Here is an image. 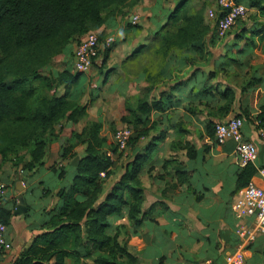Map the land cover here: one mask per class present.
I'll return each mask as SVG.
<instances>
[{"label": "trees", "instance_id": "obj_1", "mask_svg": "<svg viewBox=\"0 0 264 264\" xmlns=\"http://www.w3.org/2000/svg\"><path fill=\"white\" fill-rule=\"evenodd\" d=\"M139 1L0 0V169L9 163L15 179L22 166L26 216L36 211L34 202L51 196L59 199L54 206L41 209L44 217L34 225L39 233L12 264H138V256L130 252L124 237L137 234L143 220L139 175L166 129L182 128V120L173 124L171 114L164 117L163 113L172 109L174 99H179L174 105L179 107L184 95L191 113L199 107L208 109L209 114L227 113L234 90L228 78L225 84L218 83V74L239 75L238 69L250 65L256 39L264 35V21L246 28L244 20H238L234 50L223 60L214 61L210 48L220 38L215 22L204 19L202 7L190 10L184 0L178 1L155 32L143 96L135 103L125 101L127 113L120 121L132 129L126 147L130 154L119 152L102 134V120L89 121L60 145L61 159L77 145L84 146L83 155L72 153L67 166H50V177L45 178L47 150L60 137L56 126L86 118L89 105L88 101L80 104L86 91V72H73L69 63L62 70L54 69V58L62 52L72 55L73 45L85 33L105 24L111 13ZM247 1L249 8L264 17V0ZM240 41L244 42L242 49ZM109 49L102 51L100 72ZM210 62L215 70L205 74L202 67ZM200 73L207 83L197 81ZM246 75L245 88L260 81ZM257 119L264 122V114ZM214 126L213 122L206 124L208 135L214 136ZM256 174L254 163L242 166L236 191L246 187ZM13 203L0 196V222L7 227ZM238 243L236 240L234 244ZM244 249L252 253L246 264H264V245L254 240Z\"/></svg>", "mask_w": 264, "mask_h": 264}, {"label": "crops", "instance_id": "obj_2", "mask_svg": "<svg viewBox=\"0 0 264 264\" xmlns=\"http://www.w3.org/2000/svg\"><path fill=\"white\" fill-rule=\"evenodd\" d=\"M178 1L180 0H140L138 3L123 7L116 13H111L105 24L93 30L100 36L99 52L94 60L98 65L93 63L91 66L96 68L94 75L97 76L92 79L85 73L86 91L80 99V104L87 101L89 105L95 104L98 98H102L100 95L109 92L114 98L121 99L126 111V100L135 103L137 98L143 96L148 85L145 73L149 68L147 61L153 56V50L149 46L155 41V32L168 20ZM184 1L185 8L190 10H198L202 7L204 19L207 20L205 10L207 2ZM242 1L247 5V0ZM250 13L253 18L245 22L246 28L264 21V17L259 16L255 9H251ZM134 18L135 23H133ZM262 36L261 39H256L257 45L251 52L254 60L247 68L238 69L240 72L235 82L232 81L233 75L227 77L229 73L218 74V83L225 84L228 78L230 82L227 83L234 90V99L227 113L220 115L214 111L209 114L208 109L203 107L191 113L188 110V101L184 99L187 95L182 96L184 98L179 107L174 106L179 99H174L172 109L163 113L164 117L171 114L173 124L177 120H182V128L179 131V128L168 126L165 137L157 141L155 150L139 175L144 197L143 220L137 234L124 237L130 252L138 256V264H225L227 254L236 248L237 245L234 243L236 240L239 241L236 230L244 221L234 206L240 191H236V178L242 166L234 153L235 141L229 139L223 144L216 143L214 136L206 133V124L225 122L238 115L244 118L242 127L244 139L253 142L258 150L254 162L257 166V174L250 183L262 186L264 176L259 170L264 169V145L259 139L258 127L254 122L259 114H264V35ZM108 37L113 39L110 46L105 45ZM106 48L110 49L100 72L98 66L103 57L102 51ZM230 50L217 56H214L213 50H210L212 59L223 60V56ZM213 62L202 67L205 74L215 70ZM68 63L74 72L73 55L69 56ZM66 66L68 65L63 68ZM210 66H213V70L206 72V68ZM106 75H108L107 81L104 82ZM203 75L198 74L197 81L207 83L206 76ZM245 75L248 78L254 76L260 81L245 88V81L243 83ZM99 81L101 87L94 94ZM186 89V93H190L188 87ZM188 96L192 97V95ZM219 104L220 102L216 103ZM88 108L87 115L90 118ZM84 119L77 123L63 121L56 126L55 133L60 132V137L58 141L51 143L47 150L44 159L45 178L50 177L51 173L48 169L50 166H67L72 160V153L83 155L84 146L77 145L68 157L61 159L60 145L62 141L71 137L72 131H81L85 125H81ZM97 119L102 120L101 117L94 120ZM123 152L126 156L130 154V149L127 148ZM109 154L114 159L117 156ZM15 176L10 164L2 165L0 182L5 185V193L2 197L14 201V210L18 204L19 194L23 195L27 206V198L24 197L25 178L22 180L19 169L18 176L14 179ZM13 180L15 181L11 184ZM18 180L21 181V189L16 187ZM58 202L56 196L46 197L33 203L37 205V209L29 216L25 215L27 210L19 215H12L6 232V238L11 241L12 247L0 254V264H12L16 257L32 244L35 235L39 233L34 225L39 224L44 217L41 209L52 207ZM246 221L251 224L252 218ZM123 222L128 224L126 220ZM254 240L264 245V234H257ZM244 253L246 259L252 255L251 251L246 249Z\"/></svg>", "mask_w": 264, "mask_h": 264}, {"label": "built area", "instance_id": "obj_3", "mask_svg": "<svg viewBox=\"0 0 264 264\" xmlns=\"http://www.w3.org/2000/svg\"><path fill=\"white\" fill-rule=\"evenodd\" d=\"M207 3H213L214 8L208 9L207 18L215 22L216 33L223 37L237 23L243 20L250 12L251 8L245 3L238 0H203ZM135 18L133 23H135ZM113 39L108 37L105 41L106 46H110ZM99 52V38L94 31H89L80 38L79 42L74 45L72 50L74 70L77 72H87ZM258 127V136L264 145V122L259 119L255 121ZM243 119L241 117H232L225 122L217 123L214 126V137L218 144L232 139L235 141L234 153L241 166L248 163H254L257 159V146L244 139ZM132 134V129L128 126L116 129L113 134L114 143L119 151L127 147V143ZM259 173L264 176V169ZM5 193V185L0 182V196ZM235 209L240 213L244 221L236 230L239 243L233 252L225 257V264H246L244 253L245 245L254 241L257 234H264V184L258 186L249 183L246 187L238 192L235 200ZM252 218L249 224L246 219ZM7 226L0 222V254L8 251L12 247L10 240L6 238Z\"/></svg>", "mask_w": 264, "mask_h": 264}, {"label": "rangeland", "instance_id": "obj_4", "mask_svg": "<svg viewBox=\"0 0 264 264\" xmlns=\"http://www.w3.org/2000/svg\"><path fill=\"white\" fill-rule=\"evenodd\" d=\"M214 8V4L213 3H207L205 10L207 12L208 9ZM253 18L252 14L249 12L246 17L243 19L244 22L246 21H250ZM207 20L210 21V19L207 18ZM211 22V21H210ZM212 24V23H211ZM238 28H236L235 26H233L230 31L223 37L218 38L217 44L216 46L210 48V50H213V55L217 56L221 53H223L226 50H230V48H233V44L236 41V34H237ZM239 44V48H242V46L244 45V43L238 42ZM243 44V45H242ZM155 46V44H151L149 46L150 49H152ZM233 50V49H231ZM254 55L252 54L250 63L252 62V60H254ZM149 60L147 61V63H149ZM69 62V56L67 54H65L64 52L60 53L59 55H57L54 58V61L52 63V68L54 69H61V67L63 68V66H65L67 63ZM87 74H89V78H94V73H96V68L91 67L87 72ZM233 73H229L228 75H232ZM237 76L233 75L232 76V81L235 82V78ZM240 77V76H238ZM83 78V77H82ZM247 79V78H246ZM246 79L243 80L246 81ZM91 85H89L90 87ZM101 87V81H99L97 83V89H95L94 94H96L99 89ZM92 88V87H91ZM102 98H98L97 102L94 104H90L89 105V116L87 115V119L82 120L81 125L83 124H87L89 121H92L94 119H96L97 117H101V119L103 120V131L102 134L106 135L109 139V141H111L114 144L113 141V134L114 131H116L117 128L121 127V126H126L123 123H121L119 120L120 116L123 115L124 113H126V111L124 110V106H122V101L120 98H114L113 95L109 92L104 93L103 95H100ZM243 123H244V119H243ZM127 148L123 151H126ZM9 164V163H8Z\"/></svg>", "mask_w": 264, "mask_h": 264}, {"label": "water", "instance_id": "obj_5", "mask_svg": "<svg viewBox=\"0 0 264 264\" xmlns=\"http://www.w3.org/2000/svg\"><path fill=\"white\" fill-rule=\"evenodd\" d=\"M210 70H213V66L206 68V72H209ZM21 169H22V166L19 167V171H21ZM22 180H24V177H22ZM16 187L18 189H21V181L20 180H18V182L16 183ZM17 198H18V204H16V206H15V210L13 212L14 215H19L23 212H26V210H27V206L25 204V200L23 198V195L19 194Z\"/></svg>", "mask_w": 264, "mask_h": 264}]
</instances>
